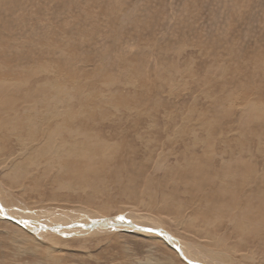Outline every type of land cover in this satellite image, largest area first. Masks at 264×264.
Masks as SVG:
<instances>
[{"label": "rangeland", "instance_id": "374dc122", "mask_svg": "<svg viewBox=\"0 0 264 264\" xmlns=\"http://www.w3.org/2000/svg\"><path fill=\"white\" fill-rule=\"evenodd\" d=\"M0 91V119L21 122L19 139L0 124L14 204L149 215L221 264H264V242L221 202L264 191V0H0ZM37 96L32 130L22 109ZM56 136L72 149L48 159ZM21 160L40 165L17 178ZM24 228L0 220V264H187L129 230L50 241Z\"/></svg>", "mask_w": 264, "mask_h": 264}, {"label": "bare ground", "instance_id": "6f19581e", "mask_svg": "<svg viewBox=\"0 0 264 264\" xmlns=\"http://www.w3.org/2000/svg\"><path fill=\"white\" fill-rule=\"evenodd\" d=\"M4 90H6V89H4ZM2 99H3V97H2ZM24 99H26V98H24ZM39 102H40V100L38 99V96H37L35 98V101L33 102L34 104L31 101V103L28 104L29 106L27 105L28 107H31V109H29V108H27L26 110L24 108L22 109V113L24 112V114H25V112H27L25 115L31 117V118H26L24 121L22 120L23 124L25 126H28L32 130L35 126L31 125L29 121L32 119L36 120V121H41L40 113L36 111V107H37L36 104H38ZM5 105H7V103ZM12 110H14L13 106L11 107L9 112H11ZM24 114H22L23 119L25 117ZM33 114H35L34 117L32 116ZM49 115L51 116V113ZM3 118H4V120H7L6 115H4V117L2 116V119H0V124H2L5 129H7L9 127L10 131H11L10 133H13V136H15L16 139L22 138L20 136V132H16L17 128L19 127L21 122H19V121L15 122L14 117H12V119H10L8 124H6L3 120ZM12 121H14V123H16V124L11 123ZM67 121L68 120L66 117V122ZM66 122H64L63 125H65ZM0 127H1V125H0ZM0 129L2 131V127ZM15 129H16V131H13ZM36 129H37V127H36ZM36 129H34V130H36ZM0 135H1V133H0ZM57 137L58 136L54 137V140L51 142V145H49L48 147L46 146V149L43 150L44 155L48 159H49V157H51V159H58L64 151H71V149H72V143L67 142V140L65 141L62 138H60L59 141H56ZM23 140L25 142L24 138L22 139V141ZM210 148H211V146H210ZM210 150H212V149H210ZM18 163L24 164V165L22 167H20L17 165ZM46 163L47 162L41 161V165L43 168H47L48 164H46ZM37 164L40 165V163H37V161H29L26 163V162H24V160H21L20 162H17L12 167L13 170L16 171L14 176H17V178L20 177L21 173L24 170H30L32 167H34ZM241 164H243V169H242L243 175L241 176V180L244 181L247 178H249L246 170L248 169V171H251L252 166L247 165L244 162H242ZM92 174L93 173H91V175ZM216 176H221V175L219 174ZM218 181H217V183H215L214 186L218 187V186L224 185V183H220ZM243 181H242V184H243ZM262 181H264V175L260 177V183ZM231 183H233V182H231ZM32 185H33V183H32ZM243 185H245V184H243ZM4 187L3 186L0 187V220L4 222L6 220H9V218L14 219L22 227H26V228H24L25 231H27V232L31 231L32 233H39L42 237H46V235H44L41 232H37V231H43L48 235L55 234L53 236H47V237H49L50 241H54L56 239L55 237H58V238L61 237L62 239L64 237H72V238L78 237L80 239L81 238L83 239V237H88L91 235H100L101 236L102 233L108 234V232L112 233V232H116L119 230L120 231H123V230L128 231L129 230V231H133L135 233H139V234L150 236V237H160L161 239H163L168 244L169 247L174 249L179 254V256L182 255L183 257H181V258L182 259L184 258L185 260L184 259L183 260L187 264H190V262L193 264H221L222 263V261L218 257V255L213 253V248H211L212 250L209 249L211 246L209 248L208 247H200V246H197V244L195 245L194 243L185 242L183 240L174 238V236H172L170 232L164 231L161 228L162 224L157 219L153 218L152 216L141 215L138 213H127L125 216H119V217L108 219V218H105L103 216H98L96 214L91 215V214H89L90 212H86V210H82V209L76 210L75 213L74 212L68 213V210H67V212H64V211L61 212V211H57V209L55 211H54V209H43L40 212H36V211L29 210L28 208H26V206H23V205L19 206L21 204H18V203L14 204L15 202L14 203L11 202L12 201L11 195H9V191L4 189ZM221 190H223V189H221ZM1 191H3V193ZM240 192H241V190H240ZM218 193H219V191H218ZM240 194H243V192ZM256 195H258L257 198H254ZM231 196L232 197H230L228 200L221 201V202H223L225 205H227L229 207H232L233 210L234 209H240L239 212H237V215L234 214L235 215L234 218H239V220L244 219L246 222V223H244V222L236 223L235 227L237 229L244 228L245 224L248 225V228H250V226H251L250 235L252 236V238L255 240L264 242V232H263L264 230L262 231V229L264 228V191L261 190L260 188H258L255 191V193L252 194L251 196L249 194H246L242 197V196L237 195L236 193L231 194ZM174 197H176V195ZM177 198H178V196H177ZM14 200H16V199H14ZM259 211H262L261 212L262 214H260L259 217H257V214L260 213ZM228 214L229 213L227 212L226 215H228ZM121 217L123 219H120ZM247 217L250 220L252 219L254 224L251 223V225H250V223L247 220ZM24 222H27V223L25 224ZM141 229H142V231H140ZM229 230H231V229H229ZM247 230H249V229H247ZM246 234H248V233H246ZM55 241H57V240H55ZM259 244H261V243H259ZM220 252L221 251H219V253Z\"/></svg>", "mask_w": 264, "mask_h": 264}, {"label": "water", "instance_id": "95a60500", "mask_svg": "<svg viewBox=\"0 0 264 264\" xmlns=\"http://www.w3.org/2000/svg\"><path fill=\"white\" fill-rule=\"evenodd\" d=\"M9 220H11L12 222H14V223H16V224H19L16 220H14V219H11V218H9ZM20 225V224H19ZM140 231H142V229L140 230ZM146 231V230H145ZM180 257H183L182 255H180ZM184 259V258H183ZM185 260V259H184ZM190 264H193V263H191L190 262Z\"/></svg>", "mask_w": 264, "mask_h": 264}, {"label": "snow or ice", "instance_id": "6c2138e0", "mask_svg": "<svg viewBox=\"0 0 264 264\" xmlns=\"http://www.w3.org/2000/svg\"><path fill=\"white\" fill-rule=\"evenodd\" d=\"M120 219H123V218L121 217ZM24 223L26 224L27 222H24Z\"/></svg>", "mask_w": 264, "mask_h": 264}]
</instances>
